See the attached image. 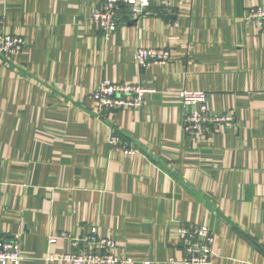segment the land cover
Returning a JSON list of instances; mask_svg holds the SVG:
<instances>
[{"label": "crops", "instance_id": "0c3cea01", "mask_svg": "<svg viewBox=\"0 0 264 264\" xmlns=\"http://www.w3.org/2000/svg\"><path fill=\"white\" fill-rule=\"evenodd\" d=\"M103 0H0L8 33L26 45L0 57V235L22 264L83 248L97 227L134 264L182 260L179 229L215 233L212 264H264V30L246 23L264 0H153L116 31L92 21ZM164 47L167 64L138 66V47ZM150 90L137 109L96 113L104 79ZM182 90L209 93L233 127L184 131ZM118 134L136 155L113 150Z\"/></svg>", "mask_w": 264, "mask_h": 264}, {"label": "built area", "instance_id": "2783aa9c", "mask_svg": "<svg viewBox=\"0 0 264 264\" xmlns=\"http://www.w3.org/2000/svg\"><path fill=\"white\" fill-rule=\"evenodd\" d=\"M153 0H103L93 11L92 21L106 34L113 33L119 26L122 11L127 10L133 20L149 14ZM246 23L253 22L264 30V5L247 8L244 14ZM26 42L22 35L8 33L5 21L0 18V57L11 60L25 48ZM168 48L138 47L134 59L138 66L147 68L153 64H167L171 61ZM150 92L142 84L117 82L111 79L102 80L92 93L96 104V113L137 109L146 104V94ZM178 97L181 103L190 108L185 117L184 131L187 136H203L221 128L233 127L237 118L230 110L217 113L209 106V93L205 91L182 90ZM113 150L126 155H136L139 150L131 147L121 137L113 133L109 138ZM59 238H67L76 247L83 248L64 254H49L47 260L62 261L67 264H134L132 257H120L117 254L118 242L114 237L103 236L97 227L91 233L80 237H71L67 232L49 236V242L54 243ZM179 243L183 252L182 260L171 258L172 264H212L214 255L215 233L206 225L184 224L179 229ZM25 256L18 241L0 235V264H22Z\"/></svg>", "mask_w": 264, "mask_h": 264}]
</instances>
